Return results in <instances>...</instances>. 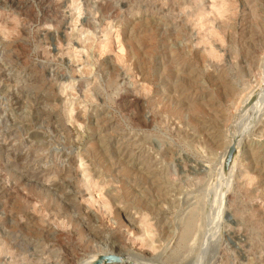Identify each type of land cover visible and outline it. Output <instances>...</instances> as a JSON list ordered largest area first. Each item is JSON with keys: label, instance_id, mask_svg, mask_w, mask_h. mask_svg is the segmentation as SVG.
I'll return each mask as SVG.
<instances>
[{"label": "rangeland", "instance_id": "1", "mask_svg": "<svg viewBox=\"0 0 264 264\" xmlns=\"http://www.w3.org/2000/svg\"><path fill=\"white\" fill-rule=\"evenodd\" d=\"M104 253L264 264V0H0V264Z\"/></svg>", "mask_w": 264, "mask_h": 264}, {"label": "water", "instance_id": "2", "mask_svg": "<svg viewBox=\"0 0 264 264\" xmlns=\"http://www.w3.org/2000/svg\"><path fill=\"white\" fill-rule=\"evenodd\" d=\"M235 147L231 145L225 154L224 167H227L231 163L232 155L234 153ZM120 260L117 256L114 255H100L93 264H102V263H119Z\"/></svg>", "mask_w": 264, "mask_h": 264}, {"label": "bare ground", "instance_id": "3", "mask_svg": "<svg viewBox=\"0 0 264 264\" xmlns=\"http://www.w3.org/2000/svg\"><path fill=\"white\" fill-rule=\"evenodd\" d=\"M212 218V217H211ZM217 225V224H216ZM102 255H106L105 253ZM98 256H95V258L89 263V264H93L96 260H97Z\"/></svg>", "mask_w": 264, "mask_h": 264}]
</instances>
